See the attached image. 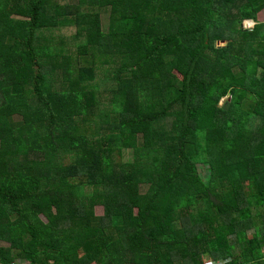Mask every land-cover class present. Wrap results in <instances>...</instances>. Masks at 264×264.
Masks as SVG:
<instances>
[{
  "label": "trees",
  "instance_id": "16d2710c",
  "mask_svg": "<svg viewBox=\"0 0 264 264\" xmlns=\"http://www.w3.org/2000/svg\"><path fill=\"white\" fill-rule=\"evenodd\" d=\"M56 5L0 0V264H264V0H81L63 24ZM58 26L117 65L101 147L70 124L93 60L77 81L40 61Z\"/></svg>",
  "mask_w": 264,
  "mask_h": 264
},
{
  "label": "rangeland",
  "instance_id": "374dc122",
  "mask_svg": "<svg viewBox=\"0 0 264 264\" xmlns=\"http://www.w3.org/2000/svg\"><path fill=\"white\" fill-rule=\"evenodd\" d=\"M57 2L56 8L54 9V13L58 16L59 22L61 24L64 21L69 19H75L79 13L78 7L81 3V0H54ZM107 8V9H106ZM103 8L106 9L101 13L102 17V27L107 32L110 26V9L108 7ZM259 20L264 22V11L259 14ZM256 26L254 21H245L244 28L245 29H253ZM80 33V35H78ZM38 39H45L44 41V51L46 55L40 57V61L44 64V66L49 67L51 63L61 64L64 57L68 56L71 59V79L78 80L79 79V69L81 67H86V63L82 58L92 59V64L96 69L95 79L88 84L82 86V96L84 105L86 107V113L78 118H74L71 121V125L74 127L81 129L79 132L81 134H90L97 133V137L92 136L91 139L95 140V145L97 147H101L104 142H106V137L109 133L105 132L108 127L114 125L113 120L115 121L118 118L119 113L111 112L109 110V102L111 99V95L108 93V90L114 87V83L111 82V79L114 77V70L117 68L116 64L109 63V60L104 57H99L96 54L88 53V55H82L79 53V47L83 45L85 41V36L81 33V31L76 32L75 27H64L58 26L53 29H45L38 33ZM55 75V73H52ZM63 79L62 72L57 70L55 75V81L57 86L56 90L62 89V81ZM65 88V87H63ZM229 99V97L224 98L221 101L220 105H224L225 101ZM107 103V106H106ZM104 114H108L110 119L108 122H102L105 118ZM19 119V118H16ZM82 129H85L83 131ZM80 135V134H78ZM133 157L131 152L128 151L126 154V160H131ZM115 158V162L119 165L123 163L121 162L120 155L113 154V159ZM123 159V157H122ZM115 168H119L115 166ZM201 174L204 177H207L209 174L207 166H200ZM145 188L143 189V192ZM104 212L103 207L100 205H96L94 209V213L96 215H102ZM254 230H250L248 234L253 235ZM0 245H5V243H0ZM210 259L206 258L205 261H209ZM17 264H30L26 260L18 259L15 261Z\"/></svg>",
  "mask_w": 264,
  "mask_h": 264
},
{
  "label": "water",
  "instance_id": "95a60500",
  "mask_svg": "<svg viewBox=\"0 0 264 264\" xmlns=\"http://www.w3.org/2000/svg\"><path fill=\"white\" fill-rule=\"evenodd\" d=\"M217 45L218 46H226L227 45V42H225V41H219V42H217ZM231 100H232V97H229V102H231ZM225 109L228 110L229 109V105H227L225 107Z\"/></svg>",
  "mask_w": 264,
  "mask_h": 264
},
{
  "label": "built area",
  "instance_id": "2783aa9c",
  "mask_svg": "<svg viewBox=\"0 0 264 264\" xmlns=\"http://www.w3.org/2000/svg\"><path fill=\"white\" fill-rule=\"evenodd\" d=\"M205 264H226L225 261H214V260H209V261H205Z\"/></svg>",
  "mask_w": 264,
  "mask_h": 264
}]
</instances>
